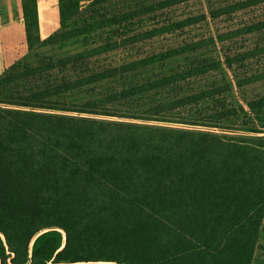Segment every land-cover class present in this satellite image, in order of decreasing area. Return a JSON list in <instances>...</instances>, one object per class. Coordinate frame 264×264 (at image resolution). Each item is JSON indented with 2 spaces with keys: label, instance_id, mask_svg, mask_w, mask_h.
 <instances>
[{
  "label": "trees",
  "instance_id": "trees-1",
  "mask_svg": "<svg viewBox=\"0 0 264 264\" xmlns=\"http://www.w3.org/2000/svg\"><path fill=\"white\" fill-rule=\"evenodd\" d=\"M21 3L0 264H264V0Z\"/></svg>",
  "mask_w": 264,
  "mask_h": 264
},
{
  "label": "crops",
  "instance_id": "crops-1",
  "mask_svg": "<svg viewBox=\"0 0 264 264\" xmlns=\"http://www.w3.org/2000/svg\"><path fill=\"white\" fill-rule=\"evenodd\" d=\"M40 36L49 37L59 27L58 0H37ZM27 52L21 0H0V75Z\"/></svg>",
  "mask_w": 264,
  "mask_h": 264
},
{
  "label": "rangeland",
  "instance_id": "rangeland-1",
  "mask_svg": "<svg viewBox=\"0 0 264 264\" xmlns=\"http://www.w3.org/2000/svg\"><path fill=\"white\" fill-rule=\"evenodd\" d=\"M59 23H60V21H59ZM44 53H49V52H44ZM50 54H53V53H50ZM254 90H255L254 93L264 94V84L256 86V88Z\"/></svg>",
  "mask_w": 264,
  "mask_h": 264
}]
</instances>
